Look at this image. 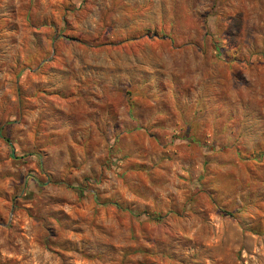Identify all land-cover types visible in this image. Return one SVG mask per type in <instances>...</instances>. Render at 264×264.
Here are the masks:
<instances>
[{"label":"rangeland","instance_id":"rangeland-1","mask_svg":"<svg viewBox=\"0 0 264 264\" xmlns=\"http://www.w3.org/2000/svg\"><path fill=\"white\" fill-rule=\"evenodd\" d=\"M0 264H264V0H0Z\"/></svg>","mask_w":264,"mask_h":264},{"label":"trees","instance_id":"trees-1","mask_svg":"<svg viewBox=\"0 0 264 264\" xmlns=\"http://www.w3.org/2000/svg\"><path fill=\"white\" fill-rule=\"evenodd\" d=\"M119 207V206H118Z\"/></svg>","mask_w":264,"mask_h":264}]
</instances>
